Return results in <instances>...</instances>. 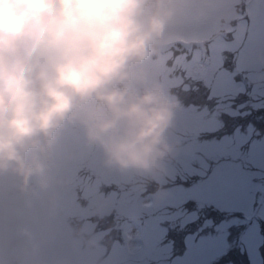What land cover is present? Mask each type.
Returning a JSON list of instances; mask_svg holds the SVG:
<instances>
[{
	"label": "rangeland",
	"instance_id": "rangeland-1",
	"mask_svg": "<svg viewBox=\"0 0 264 264\" xmlns=\"http://www.w3.org/2000/svg\"><path fill=\"white\" fill-rule=\"evenodd\" d=\"M169 6L172 16L156 53L159 59L155 64L149 59L143 66L149 77L159 79L170 91L182 84V74L198 77L217 97L243 90L247 81L262 85L264 0H169ZM169 53L178 54L180 67L176 58L171 70L164 68L162 63ZM200 53L208 55L203 63H198ZM191 54L192 59L185 61ZM180 95L186 97L184 91ZM219 126L218 120L203 110L177 106L170 139L184 141L186 133L214 132ZM253 129L251 124L245 131L236 126L233 133L219 139L192 140L175 149L172 158L186 174L197 173L204 178L210 162L217 163L222 157L226 160L221 164L228 160L235 165H230V170L224 166L227 163L215 166L200 184L187 189L159 191L154 203L172 204L187 195L204 196L226 210H241L244 218L220 222L213 235L188 236L183 255L171 264L209 263L230 251L229 255L244 256V264H262L264 236L257 225L258 219L264 221V140L253 141L247 151L243 150ZM244 161L255 168L252 174L240 169L239 163ZM171 166L166 164L164 175L174 176L177 170ZM46 174L45 186L34 181L27 191H20L14 178L0 176V242L5 245V239L15 234L10 235L7 223L12 228L13 223L14 228L18 226L24 252L15 248L13 253H23L26 264H99L109 222L119 216L151 212L139 199H131L132 189L126 184L132 178L104 167L98 154L84 145L81 131L72 125L58 133ZM160 181H166L164 176ZM119 186L123 190L118 195L115 190ZM117 227L123 230L122 243H113L112 259L120 251L132 254L141 250L138 240L147 246L164 232L157 218L122 221ZM239 228H243L241 233ZM125 233L131 239L127 248L123 246Z\"/></svg>",
	"mask_w": 264,
	"mask_h": 264
},
{
	"label": "clouds",
	"instance_id": "clouds-1",
	"mask_svg": "<svg viewBox=\"0 0 264 264\" xmlns=\"http://www.w3.org/2000/svg\"><path fill=\"white\" fill-rule=\"evenodd\" d=\"M169 0H0V176L47 182L58 133L141 184L164 176L177 99L144 71Z\"/></svg>",
	"mask_w": 264,
	"mask_h": 264
},
{
	"label": "trees",
	"instance_id": "trees-1",
	"mask_svg": "<svg viewBox=\"0 0 264 264\" xmlns=\"http://www.w3.org/2000/svg\"><path fill=\"white\" fill-rule=\"evenodd\" d=\"M177 53H171L165 61L162 63L165 69H170L174 65V61L178 58ZM152 64L157 63L159 57L157 54L151 58ZM179 59V58H178ZM186 59H192V56L186 57ZM181 59L175 61L180 67ZM186 61V60H185ZM264 70V67L261 69ZM168 74V73H167ZM183 75L182 84L175 86L177 89L171 88V93L177 99V106L191 107L194 110H203L209 116H213L220 123V128L214 132L202 131L198 134H187L184 141L173 142L175 149L184 145L192 140L202 141L210 139H219L224 135H229L234 132L236 126H240V130L245 131L248 124L253 126V131L249 135L248 139L244 143L243 150H248L249 145L253 141L264 140V93H259L264 90V81L261 86H256L255 83L247 81L244 85V89L237 93L226 94L222 97H217L211 93L209 84H206L198 77H191V75ZM189 86L190 88H186ZM258 87V88H257ZM170 88V87H169ZM178 91L185 92L186 97H182ZM211 93V95H210ZM174 157V156H173ZM225 158H221L217 163L210 162V166L207 171V176L214 170L215 166L224 167L235 164H229ZM240 158L238 159V162ZM177 172L173 177L164 175L165 182L162 181H148L141 184L132 178L131 182L127 183V188H131V199H139L141 203L148 205L150 213L140 211L135 215L119 216V219L113 218L115 222H109L107 237L102 242L104 248L99 256V264L105 262V264H171L173 259L182 255L186 249L185 238L189 235H203L214 232L213 225L219 223L222 220L230 219L235 216H241V213L236 210H226L220 207L216 202L206 200L204 196L187 195L182 201L172 204H156L154 203V195L162 190L174 187L189 188L193 185L200 184L199 181H203L207 176L201 178L197 173H185L180 171V165L175 159L171 158L168 161ZM240 165L242 171H246L250 174L255 170L253 166L247 161ZM224 165V166H223ZM171 166V167H172ZM227 170H230L227 169ZM252 180L256 181V177L252 176ZM122 188L116 187V192H122ZM125 190V189H124ZM128 190V189H127ZM116 197L119 198V196ZM115 199V197H114ZM115 211V208H114ZM193 214L194 218H189ZM153 218L159 219V225L164 229V232L151 243L145 245L141 240V250H136L132 254L125 252L116 253V258H113L112 247L113 243H122L121 228H118L122 221H128L133 223L135 219L150 220ZM10 227V225H9ZM11 230V228H10ZM14 230V228H13ZM260 232L264 236V221L260 222ZM15 238L5 240V246L0 245V264H26L25 255L23 253L14 254L13 244L21 246L23 241L22 231L17 232ZM20 233V234H19ZM126 235V233H125ZM15 239V241H14ZM128 236L123 246L127 248ZM239 256L235 255H222L216 260L210 261L205 264H225L229 261H234L235 264H239ZM247 262V260H246ZM244 264V261L242 262ZM264 264V260H263Z\"/></svg>",
	"mask_w": 264,
	"mask_h": 264
}]
</instances>
